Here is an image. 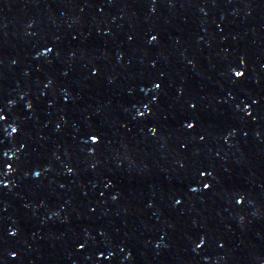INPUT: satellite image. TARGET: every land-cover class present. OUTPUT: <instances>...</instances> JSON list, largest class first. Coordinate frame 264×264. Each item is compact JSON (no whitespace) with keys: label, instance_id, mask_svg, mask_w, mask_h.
Returning <instances> with one entry per match:
<instances>
[{"label":"water","instance_id":"water-1","mask_svg":"<svg viewBox=\"0 0 264 264\" xmlns=\"http://www.w3.org/2000/svg\"><path fill=\"white\" fill-rule=\"evenodd\" d=\"M0 264H264V0H0Z\"/></svg>","mask_w":264,"mask_h":264},{"label":"snow or ice","instance_id":"snow-or-ice-1","mask_svg":"<svg viewBox=\"0 0 264 264\" xmlns=\"http://www.w3.org/2000/svg\"><path fill=\"white\" fill-rule=\"evenodd\" d=\"M237 75L239 76V75H241V73L238 72ZM13 131H15V129H13ZM93 139H95V137H93Z\"/></svg>","mask_w":264,"mask_h":264}]
</instances>
